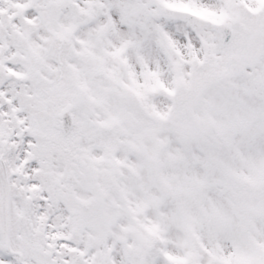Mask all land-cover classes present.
<instances>
[{"label":"snow or ice","instance_id":"obj_1","mask_svg":"<svg viewBox=\"0 0 264 264\" xmlns=\"http://www.w3.org/2000/svg\"><path fill=\"white\" fill-rule=\"evenodd\" d=\"M0 264H264V0H0Z\"/></svg>","mask_w":264,"mask_h":264}]
</instances>
